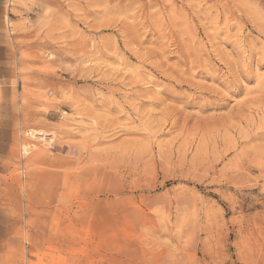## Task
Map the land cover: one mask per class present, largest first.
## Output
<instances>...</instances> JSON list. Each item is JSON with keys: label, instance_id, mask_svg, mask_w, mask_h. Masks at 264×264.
Here are the masks:
<instances>
[{"label": "rangeland", "instance_id": "1", "mask_svg": "<svg viewBox=\"0 0 264 264\" xmlns=\"http://www.w3.org/2000/svg\"><path fill=\"white\" fill-rule=\"evenodd\" d=\"M0 264H264V0H0Z\"/></svg>", "mask_w": 264, "mask_h": 264}, {"label": "bare ground", "instance_id": "2", "mask_svg": "<svg viewBox=\"0 0 264 264\" xmlns=\"http://www.w3.org/2000/svg\"><path fill=\"white\" fill-rule=\"evenodd\" d=\"M214 109V108H213ZM26 153V152H25Z\"/></svg>", "mask_w": 264, "mask_h": 264}]
</instances>
